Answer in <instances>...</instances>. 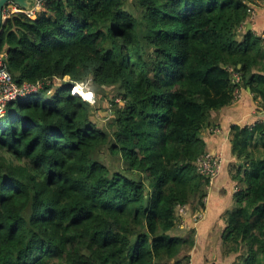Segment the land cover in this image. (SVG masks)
<instances>
[{
  "label": "trees",
  "instance_id": "trees-1",
  "mask_svg": "<svg viewBox=\"0 0 264 264\" xmlns=\"http://www.w3.org/2000/svg\"><path fill=\"white\" fill-rule=\"evenodd\" d=\"M259 1L44 0L6 19L8 71L41 89L0 119V264H189L195 230L171 232L178 207L205 208L195 162L212 115L236 87L264 110V32L245 28ZM74 88L114 91L106 129ZM229 141L223 250L264 264V123L231 125Z\"/></svg>",
  "mask_w": 264,
  "mask_h": 264
},
{
  "label": "crops",
  "instance_id": "crops-1",
  "mask_svg": "<svg viewBox=\"0 0 264 264\" xmlns=\"http://www.w3.org/2000/svg\"><path fill=\"white\" fill-rule=\"evenodd\" d=\"M255 16L249 23L254 34L264 32V0L259 1L254 6ZM258 109V101H254L249 91L242 92L241 98L229 107L214 112L212 115V126L204 134L206 141V152H220L223 158L222 170L218 176L207 187L205 198V208L203 218L190 227L195 230V245L190 252L189 264H221L218 260L211 262L209 243L215 233L214 227L223 224L222 214L231 209L229 195L232 191V182L229 172L234 170L239 161L231 153L230 126H251L255 123H264V110ZM219 128L218 134L213 133V129ZM231 192V193H230ZM230 201V202H229ZM229 202V205H228ZM207 260L210 261L207 263ZM223 262V261H222ZM226 262L222 263L225 264Z\"/></svg>",
  "mask_w": 264,
  "mask_h": 264
},
{
  "label": "built area",
  "instance_id": "built-area-1",
  "mask_svg": "<svg viewBox=\"0 0 264 264\" xmlns=\"http://www.w3.org/2000/svg\"><path fill=\"white\" fill-rule=\"evenodd\" d=\"M43 3L44 0H35L31 4L30 9L23 12L19 10L18 7L9 4L4 7L2 13L4 17H10L11 15L17 14L21 11L28 18H31L32 16H35L38 12H40ZM248 12L249 21H252L255 16L253 6L249 7ZM230 72L232 74V82L237 86L240 83V76L238 73L232 71L231 69ZM40 89V84L31 85L25 83L22 85H17L14 82L12 75L8 71L5 54H0V119L6 116V109L8 104L26 98L32 94H36ZM241 95V89L239 87H236L234 90V99L232 101V104L237 102L241 98ZM90 97L88 96V102H91ZM253 126L254 125L252 124L250 128H252ZM220 131L221 130L219 128L213 129L214 134H218L220 133ZM222 165L223 158L220 152H205L195 162L198 173L209 180V185L221 172ZM187 211H189L187 206H180L177 208V212L179 213V215H185Z\"/></svg>",
  "mask_w": 264,
  "mask_h": 264
},
{
  "label": "rangeland",
  "instance_id": "rangeland-1",
  "mask_svg": "<svg viewBox=\"0 0 264 264\" xmlns=\"http://www.w3.org/2000/svg\"><path fill=\"white\" fill-rule=\"evenodd\" d=\"M131 1L132 0H129L127 9L134 10V8L132 6L133 4H131V5L129 4V3H131ZM22 14H24V13H22ZM35 16H32L31 19H34ZM62 81H68V77H65ZM60 84H61V81H57L56 83H54L53 88L48 92L47 95L50 97L53 96V94L55 93L56 89L60 86ZM77 90L78 89L76 88L75 89L76 93H78ZM113 93H114L113 90L104 89V90L99 91V93L97 92L96 97H95V95H93L92 93L90 94L89 92H87V94H85V97H88V94H90L89 95V97L91 96L90 97V101H91L90 103H91V106H94V108H92V110H91L92 119L95 121L97 126L102 128V129H106L107 125L109 123H111V121L113 119V115L109 114V110L111 108L110 99H111ZM116 102H118V101L116 100ZM118 104H120V103L118 102ZM100 158H101V161L107 167H109V169L111 171H115V170H118L120 168L119 167L120 162L117 160L116 157L111 156L106 148L102 149V151L100 153ZM232 172L233 173L235 172V168H234V170H232ZM234 192H236V188H234L232 190L231 195H229V200L231 201V205H232V207H230L231 209L233 208V201H232L231 197H232V194ZM229 202H228V205H229ZM231 209H229V210H231ZM176 216L178 217V221H177L178 225L171 232V235L186 237L190 234V232L192 230V228L190 227L191 222L194 226L195 223L197 224L200 220H202L203 211H198L195 213H193V212L190 213V211H187V213L185 215H179V213L176 210ZM225 219H226V211L222 214L223 224L219 227L218 226L214 227L215 233L213 234L212 240L209 243L210 253H211V256H210L211 258H209V259H211V262H214V261L218 260L215 257H218V258H220V260H218V261L221 264L224 262H226L225 264H232L233 262H235V260L238 256V253H236V254H233V253L225 254L224 253L223 238L222 237H223V231H224L225 226H226V224H225L226 220ZM208 262H210V261L207 260V263Z\"/></svg>",
  "mask_w": 264,
  "mask_h": 264
},
{
  "label": "water",
  "instance_id": "water-1",
  "mask_svg": "<svg viewBox=\"0 0 264 264\" xmlns=\"http://www.w3.org/2000/svg\"><path fill=\"white\" fill-rule=\"evenodd\" d=\"M35 0H0V33L2 32V28L5 24V21L8 17H4L3 16V9L5 6L12 4L16 7L19 8V10L23 11H27L30 9L31 4L34 2ZM19 13H22V12ZM247 30L250 28V24L248 23L246 25Z\"/></svg>",
  "mask_w": 264,
  "mask_h": 264
},
{
  "label": "bare ground",
  "instance_id": "bare-ground-1",
  "mask_svg": "<svg viewBox=\"0 0 264 264\" xmlns=\"http://www.w3.org/2000/svg\"><path fill=\"white\" fill-rule=\"evenodd\" d=\"M75 89V88H74ZM78 90H77V94H78V96L80 95V96H85V94H87V93H84V92H82V90L80 89V88H77ZM76 91H74V93H75ZM90 94H88V96H89ZM86 100L88 99V97H86L85 98Z\"/></svg>",
  "mask_w": 264,
  "mask_h": 264
},
{
  "label": "clouds",
  "instance_id": "clouds-1",
  "mask_svg": "<svg viewBox=\"0 0 264 264\" xmlns=\"http://www.w3.org/2000/svg\"><path fill=\"white\" fill-rule=\"evenodd\" d=\"M86 100V99H85Z\"/></svg>",
  "mask_w": 264,
  "mask_h": 264
}]
</instances>
